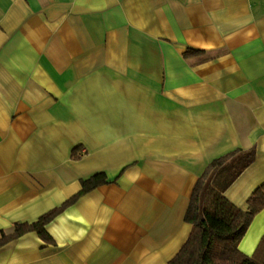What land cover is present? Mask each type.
<instances>
[{"label": "crops", "instance_id": "0c3cea01", "mask_svg": "<svg viewBox=\"0 0 264 264\" xmlns=\"http://www.w3.org/2000/svg\"><path fill=\"white\" fill-rule=\"evenodd\" d=\"M252 148L225 192L244 211L264 184V0H0V237L108 177L46 227L55 244L28 233L0 264H170L198 179ZM263 237L264 210L240 251Z\"/></svg>", "mask_w": 264, "mask_h": 264}, {"label": "trees", "instance_id": "16d2710c", "mask_svg": "<svg viewBox=\"0 0 264 264\" xmlns=\"http://www.w3.org/2000/svg\"><path fill=\"white\" fill-rule=\"evenodd\" d=\"M203 54L189 50L185 57ZM255 160V148L247 151L240 149L214 160L207 167L194 187L185 216V221L192 226L191 234L170 264H264V261H258L259 254L264 252V237L252 257L239 249L255 217L264 210V184L248 200L247 211L225 197V192ZM107 183L105 173L82 181L78 194L43 215L37 222L17 224L10 234L2 232L0 248L28 233H37L45 243L55 244L46 227L83 196Z\"/></svg>", "mask_w": 264, "mask_h": 264}, {"label": "rangeland", "instance_id": "374dc122", "mask_svg": "<svg viewBox=\"0 0 264 264\" xmlns=\"http://www.w3.org/2000/svg\"><path fill=\"white\" fill-rule=\"evenodd\" d=\"M258 261H264V252H261L258 256Z\"/></svg>", "mask_w": 264, "mask_h": 264}]
</instances>
